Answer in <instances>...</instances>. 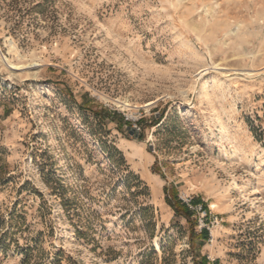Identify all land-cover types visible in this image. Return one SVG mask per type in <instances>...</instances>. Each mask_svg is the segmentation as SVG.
<instances>
[{
	"label": "rangeland",
	"instance_id": "rangeland-1",
	"mask_svg": "<svg viewBox=\"0 0 264 264\" xmlns=\"http://www.w3.org/2000/svg\"><path fill=\"white\" fill-rule=\"evenodd\" d=\"M0 56V264H264V0H0Z\"/></svg>",
	"mask_w": 264,
	"mask_h": 264
},
{
	"label": "bare ground",
	"instance_id": "bare-ground-1",
	"mask_svg": "<svg viewBox=\"0 0 264 264\" xmlns=\"http://www.w3.org/2000/svg\"><path fill=\"white\" fill-rule=\"evenodd\" d=\"M9 46H10L11 51L17 53V48H16L15 44H14L12 41L9 42ZM193 53H195L196 56H199L195 51H193ZM0 60H1L3 63H5V64L10 63V60H9L8 58L2 57V56H0ZM204 65H205V64H204ZM7 66H9V65H7ZM29 66H30V65H29ZM9 67H10V66H9ZM22 68H25V67H24V66H23V67H22V66H16V67L13 66V67H12V70L10 71V76H12V75L15 74V70H19V69H22ZM215 82H222V78H218L217 81L215 80ZM217 122H219V119H217ZM223 132H224L223 137H221V138H222V141H229L230 138H229V136H228V134H227L228 131L225 130V131H223ZM212 134H214V133L212 132ZM236 155H237V154H236V150H235V151H233V152L231 153V158L235 157ZM234 187H235V185H234ZM212 206L215 207L216 205L213 204Z\"/></svg>",
	"mask_w": 264,
	"mask_h": 264
},
{
	"label": "trees",
	"instance_id": "trees-1",
	"mask_svg": "<svg viewBox=\"0 0 264 264\" xmlns=\"http://www.w3.org/2000/svg\"><path fill=\"white\" fill-rule=\"evenodd\" d=\"M168 204L174 209L175 212L180 213L186 217H190V215L192 214V212L189 210V208H187V206L183 203V202H172L170 200H167ZM202 234L205 236L207 235L206 230H202Z\"/></svg>",
	"mask_w": 264,
	"mask_h": 264
},
{
	"label": "built area",
	"instance_id": "built-area-1",
	"mask_svg": "<svg viewBox=\"0 0 264 264\" xmlns=\"http://www.w3.org/2000/svg\"><path fill=\"white\" fill-rule=\"evenodd\" d=\"M187 205L190 207V208H193V206H191V204H189L188 202H187ZM200 208V207H199Z\"/></svg>",
	"mask_w": 264,
	"mask_h": 264
}]
</instances>
